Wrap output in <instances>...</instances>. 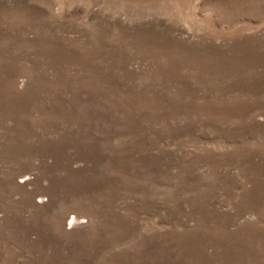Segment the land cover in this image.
<instances>
[{"label":"rangeland","instance_id":"rangeland-1","mask_svg":"<svg viewBox=\"0 0 264 264\" xmlns=\"http://www.w3.org/2000/svg\"><path fill=\"white\" fill-rule=\"evenodd\" d=\"M0 264H264V0H0Z\"/></svg>","mask_w":264,"mask_h":264},{"label":"bare ground","instance_id":"bare-ground-1","mask_svg":"<svg viewBox=\"0 0 264 264\" xmlns=\"http://www.w3.org/2000/svg\"><path fill=\"white\" fill-rule=\"evenodd\" d=\"M76 223V219L73 217L72 219H71V224H75Z\"/></svg>","mask_w":264,"mask_h":264}]
</instances>
